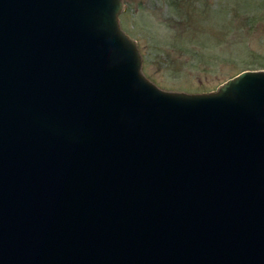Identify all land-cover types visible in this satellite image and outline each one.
I'll list each match as a JSON object with an SVG mask.
<instances>
[{
  "label": "water",
  "instance_id": "95a60500",
  "mask_svg": "<svg viewBox=\"0 0 264 264\" xmlns=\"http://www.w3.org/2000/svg\"><path fill=\"white\" fill-rule=\"evenodd\" d=\"M122 0H0V264H264V71L160 90Z\"/></svg>",
  "mask_w": 264,
  "mask_h": 264
},
{
  "label": "rangeland",
  "instance_id": "374dc122",
  "mask_svg": "<svg viewBox=\"0 0 264 264\" xmlns=\"http://www.w3.org/2000/svg\"><path fill=\"white\" fill-rule=\"evenodd\" d=\"M122 2L120 27L164 92L217 93L244 71H264V0Z\"/></svg>",
  "mask_w": 264,
  "mask_h": 264
}]
</instances>
